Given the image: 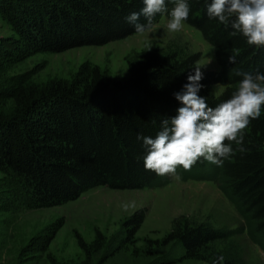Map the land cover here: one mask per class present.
<instances>
[{
    "label": "trees",
    "instance_id": "trees-1",
    "mask_svg": "<svg viewBox=\"0 0 264 264\" xmlns=\"http://www.w3.org/2000/svg\"><path fill=\"white\" fill-rule=\"evenodd\" d=\"M187 2L184 23L210 44L218 65L217 72L201 70L198 93L214 107L236 91L243 78L237 72L264 74V46L249 45L242 34L232 35L230 26L209 18L211 0ZM165 5L153 24L161 16L170 18L174 0ZM143 6V0H0V13L27 46L60 52L135 33L126 17ZM198 55L162 53L150 46L126 60L122 77L105 76L96 66L81 67L68 84L51 80L40 88L32 83L10 87L2 102L9 108L0 111V171L12 178L21 203L47 208L98 186L135 190L163 186L169 176L183 181L201 177L213 181L264 237V105L245 129V151H235L222 164L201 157L190 170L177 167L175 175L163 176L144 167L146 147L138 135L155 138L161 120L176 115L179 102L173 93L193 73ZM230 55L235 63L229 62ZM215 83L224 88L209 95L206 88ZM143 217V210L136 209L122 222L123 243L132 239ZM220 236L203 224H184L174 226L160 243L177 242L185 258L206 264H235L228 257L218 261L220 255L213 251L205 258L207 244Z\"/></svg>",
    "mask_w": 264,
    "mask_h": 264
},
{
    "label": "rangeland",
    "instance_id": "rangeland-1",
    "mask_svg": "<svg viewBox=\"0 0 264 264\" xmlns=\"http://www.w3.org/2000/svg\"><path fill=\"white\" fill-rule=\"evenodd\" d=\"M169 19L159 17L150 32L48 52L27 46L0 13V111L8 110L2 102L14 85L32 83L40 88L51 80L68 84L81 67L93 66L105 76L122 77L126 60L150 46L162 53L197 52L195 64H205L211 57L201 70L217 72L212 48L199 31L183 22L180 31L169 32ZM223 88L215 83L206 91L215 96ZM17 192L12 178L0 171V264H206L185 258L177 242L160 243L174 226L184 224H203L221 234L207 244L205 258L213 251L235 264H264L261 231L254 230V223L208 179L169 176L163 186L135 190L98 186L47 208L23 205ZM136 209L143 210V220L132 239L123 243L121 224Z\"/></svg>",
    "mask_w": 264,
    "mask_h": 264
},
{
    "label": "clouds",
    "instance_id": "clouds-1",
    "mask_svg": "<svg viewBox=\"0 0 264 264\" xmlns=\"http://www.w3.org/2000/svg\"><path fill=\"white\" fill-rule=\"evenodd\" d=\"M143 5L138 12L133 11L126 17L137 33L150 32L153 17L166 11L165 0H143ZM189 11L187 0H174L167 23L168 31H180ZM206 11L209 18L230 26L232 35L240 33L249 45L264 46V0H211ZM228 60L231 64L235 63V56L230 55ZM205 64H195L193 73L187 76L181 90L173 93L179 102L176 115L161 120V129L155 138L138 135L146 147V170L161 176L175 175L177 167L190 170L201 157L220 165L235 151H245V129L250 120L260 117L264 105V74L237 72L243 78L236 91L212 107L205 97L198 94L203 87L200 83L203 78L201 68ZM232 143L237 145L236 149ZM223 259V256L218 257V261Z\"/></svg>",
    "mask_w": 264,
    "mask_h": 264
}]
</instances>
